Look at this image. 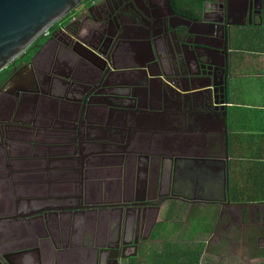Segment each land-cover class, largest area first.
I'll return each mask as SVG.
<instances>
[{
    "label": "flooded vegetation",
    "instance_id": "obj_1",
    "mask_svg": "<svg viewBox=\"0 0 264 264\" xmlns=\"http://www.w3.org/2000/svg\"><path fill=\"white\" fill-rule=\"evenodd\" d=\"M203 17L220 24L200 26L195 19ZM193 32L212 37L204 39ZM260 33H264V0H103L95 4L85 0L49 28L0 72V264H150L156 253H162L164 238L178 244L203 243L200 264L210 254L207 241L198 239L213 235L218 224L247 226L245 217L254 212L264 221V203L249 206L229 199L218 89L225 76L226 43L243 34L257 40ZM164 35L172 48L160 43L158 38ZM77 42L103 54L105 61ZM202 44L215 49L206 51L210 56L206 63L213 69L200 70L195 54ZM66 46L73 59L83 58L93 65L90 69L77 65L79 77L87 83L84 88L54 82L53 50ZM176 51L184 55L189 70L176 69ZM199 72H214L217 89L212 96L215 103L192 111L194 123L166 124L161 133L152 123L139 121L135 115L139 108L176 104L175 89L186 86V78ZM162 77L167 83L160 81ZM69 106H95L109 114L115 107H125L140 130L135 134V128L121 126L117 129L121 136L114 139L112 128L111 135L98 143L60 137L20 142L15 125L22 118L27 121L29 112ZM199 109L215 119H199ZM99 133H106L105 128L100 126ZM133 135L140 147L159 139L168 145L157 158L132 154ZM174 139L179 150L172 154ZM52 207L77 210L72 215L62 213V223L50 216L47 231L38 213ZM225 219L229 224H222ZM195 222L197 235L187 240L178 237L180 230L186 232ZM167 224L172 227L164 230ZM249 225H254L252 220ZM174 237L179 241H172Z\"/></svg>",
    "mask_w": 264,
    "mask_h": 264
},
{
    "label": "crops",
    "instance_id": "obj_2",
    "mask_svg": "<svg viewBox=\"0 0 264 264\" xmlns=\"http://www.w3.org/2000/svg\"><path fill=\"white\" fill-rule=\"evenodd\" d=\"M199 25L211 26L209 23ZM198 33L200 32H193L191 35L196 36ZM245 35L232 36L229 44L226 43L225 76L221 88H218L221 90L219 120L223 129L221 143L225 155L226 172H238L240 169L248 172L264 164V33H260V38L257 40H251L253 42L248 43L243 41L246 39ZM53 52L54 57L50 67L54 82H65L66 85L72 84L71 86L84 88L87 83L85 79L79 77L77 65L81 63L87 69L93 65L83 58L73 59V51L67 46L54 48ZM59 53L63 54L58 59ZM151 77L150 74L147 75L148 79ZM160 81L167 83L164 77ZM224 87L225 91L222 92ZM175 91L179 95L175 97L179 99L176 104L163 107L160 105L156 109L139 108L135 112L139 121L145 125L152 123L153 127H157L161 133H163L162 126L166 124L178 127V123H194L195 116L191 115L192 111L206 104L203 100L200 103L201 99L196 97L200 89L187 82L186 86L180 84ZM222 95L226 96V103H221ZM194 98H197L196 103L193 102ZM213 103H215L214 100ZM213 103L208 102L207 105L210 106ZM59 109L43 111L36 109L29 112L27 121H24L25 118L20 119V122L15 125L20 142L29 139L40 143L60 137L66 140L79 139L98 143L111 135L112 128L122 129L123 127L124 129L129 126L135 128V134H137L136 130H140L134 118L125 113V107H115L112 114L95 106L88 108L69 106ZM196 112L199 113L201 120L211 122L215 119L213 114H207L203 109ZM78 126H82L83 129L80 134L76 133L75 128ZM100 126L105 128L106 133H99ZM167 145V142L159 139V141H149L146 146L140 147L137 135L135 137L133 135L129 150L132 154H145L148 157L157 158L163 154ZM170 145L171 153H178V140H172ZM245 205L249 204L245 203Z\"/></svg>",
    "mask_w": 264,
    "mask_h": 264
},
{
    "label": "water",
    "instance_id": "obj_3",
    "mask_svg": "<svg viewBox=\"0 0 264 264\" xmlns=\"http://www.w3.org/2000/svg\"><path fill=\"white\" fill-rule=\"evenodd\" d=\"M84 1L85 0H0V72L17 57L22 55L30 45L42 36L44 31L60 22ZM202 13H204V7L202 9ZM195 21L199 24L209 23L211 26L215 27L217 24H220L217 22L207 21L204 17L201 20L195 19ZM60 31H63V28L57 30L56 33ZM196 36L206 38L212 37V35H205L203 33H198ZM180 37L181 36L179 34H176L177 39ZM51 39L55 40V36H52ZM158 39L162 44L172 48L173 44L171 40L167 39L166 35L159 37ZM48 43L49 41L43 44V46H40L39 51H41L42 47ZM147 44L149 45V50L152 52V41H148ZM77 45L95 58L105 61L103 54L92 51L81 43L77 42ZM200 46V52L195 54L197 63L201 64L200 70H203L205 67L213 69L215 67L213 64L206 63L210 61V56L206 51L209 52L215 49L211 46ZM225 49L227 51V47ZM175 65L176 69L178 67V71L180 72L182 70L190 69V66L181 51L175 52ZM213 77L214 72H209L207 74L199 72L197 74L190 75L189 78H186L187 82L191 86L200 89L199 93L196 94L200 95V103H202V100L206 104L208 102H212V95L217 89L216 83L213 82ZM103 79L105 80L106 77ZM223 91H225V87L224 90L222 88V92ZM219 92L221 93V90ZM196 101L197 98H194L193 102L196 103ZM85 102L87 103V100H85ZM221 103H226V96L224 97L222 95ZM75 129L78 134H80L83 130L82 126H78ZM113 132L114 139H118L119 136H121L120 130L113 129ZM83 209L89 208L83 205ZM76 210V208H45L38 213V218H42L44 228L48 231L47 226L50 221H52L50 216L57 217V219H59L58 222L62 223V213L73 214ZM7 264L10 263L7 262Z\"/></svg>",
    "mask_w": 264,
    "mask_h": 264
},
{
    "label": "rangeland",
    "instance_id": "obj_4",
    "mask_svg": "<svg viewBox=\"0 0 264 264\" xmlns=\"http://www.w3.org/2000/svg\"><path fill=\"white\" fill-rule=\"evenodd\" d=\"M89 4V0H86ZM260 38V37H259ZM243 41L253 42L248 36ZM262 207L264 205H261ZM260 208V206H258ZM256 211L255 208H253ZM184 212L181 213L180 219L183 220ZM264 217V215H263ZM227 219L222 221V224H229ZM252 222L254 225H249ZM244 223L247 226H240L237 223L230 222V226L224 227L218 224L213 235L198 240L207 241L206 251L210 254L207 259L201 261L200 264H263L264 257H252L258 250L264 249V221H262L261 214L254 212V216L250 217L249 213L246 215ZM167 224L164 230L171 228ZM176 227V225H174ZM197 227L192 225L186 232L180 230L178 237L183 239H192L196 234H191ZM222 227L225 229L223 230ZM186 233V235H183ZM192 236V237H191ZM221 238V240H219ZM172 241H179L177 237L171 238ZM181 241V240H180ZM220 241V242H219ZM186 242H184L185 244ZM177 245V244H176ZM179 246L182 243L178 244ZM183 246V245H182ZM152 262V261H151Z\"/></svg>",
    "mask_w": 264,
    "mask_h": 264
},
{
    "label": "trees",
    "instance_id": "obj_5",
    "mask_svg": "<svg viewBox=\"0 0 264 264\" xmlns=\"http://www.w3.org/2000/svg\"><path fill=\"white\" fill-rule=\"evenodd\" d=\"M228 194L230 201L233 202L248 204L264 203V164H260L258 169L248 170V172H245L243 169L238 170V172H229ZM195 224L197 227H194L192 235L198 232V224L196 222ZM210 231L211 228L208 229V232ZM182 245L179 246L178 243H172L167 238H164L162 253H156L150 259L152 261L150 264H199L204 244L187 243ZM251 256L264 257V249L258 250L255 254H251ZM132 264L143 263L134 261Z\"/></svg>",
    "mask_w": 264,
    "mask_h": 264
},
{
    "label": "built area",
    "instance_id": "obj_6",
    "mask_svg": "<svg viewBox=\"0 0 264 264\" xmlns=\"http://www.w3.org/2000/svg\"><path fill=\"white\" fill-rule=\"evenodd\" d=\"M100 1H103V0H89V3L90 4H95V3L100 2ZM47 31L48 30L44 31L42 35L45 36L47 34Z\"/></svg>",
    "mask_w": 264,
    "mask_h": 264
}]
</instances>
